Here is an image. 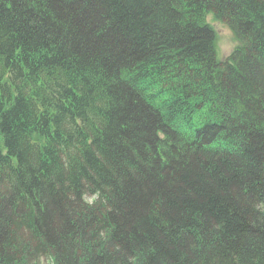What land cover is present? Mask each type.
Listing matches in <instances>:
<instances>
[{
    "label": "trees",
    "instance_id": "trees-1",
    "mask_svg": "<svg viewBox=\"0 0 264 264\" xmlns=\"http://www.w3.org/2000/svg\"><path fill=\"white\" fill-rule=\"evenodd\" d=\"M43 262L264 264V0H0V264Z\"/></svg>",
    "mask_w": 264,
    "mask_h": 264
},
{
    "label": "rangeland",
    "instance_id": "rangeland-1",
    "mask_svg": "<svg viewBox=\"0 0 264 264\" xmlns=\"http://www.w3.org/2000/svg\"><path fill=\"white\" fill-rule=\"evenodd\" d=\"M153 11H154V9H152V13H153ZM207 18H208V21L211 22V24H212V26H213V28H214V30L216 32V35H217L218 57H219V59H226L228 57V55L232 52V50H233V48L235 47V44H236L235 43L234 33H233L232 29L229 27V25L227 23H223V22H220V21H214L211 15H208ZM114 25H116V22H114ZM126 25H127L128 28H131L129 26V22ZM116 30L117 29L113 28L112 32L115 34L114 31H116ZM112 32L108 34L109 38H107V40L109 39L108 40L109 42L107 44H111V45L116 44V42H119L117 39H113L114 35L112 34ZM117 32H118V30H117ZM137 34H140V33H136L135 29L131 32V36L128 35L125 31H122V35H121L122 37L121 38H125V36H127V38H130L131 40H134ZM128 43H129V40H128L126 46H125V49H123L125 51V53L122 54V53L119 52V54H117L116 52H114L113 54H117V55H113V57L115 58L116 56H120V55L124 56L125 55L126 59L131 58L132 54L131 53L127 54L128 51H129V48L131 49V47L127 48ZM43 263L46 264V262H43Z\"/></svg>",
    "mask_w": 264,
    "mask_h": 264
}]
</instances>
